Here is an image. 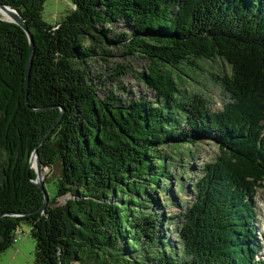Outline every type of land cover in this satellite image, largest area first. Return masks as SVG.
Instances as JSON below:
<instances>
[{
    "label": "trees",
    "instance_id": "trees-1",
    "mask_svg": "<svg viewBox=\"0 0 264 264\" xmlns=\"http://www.w3.org/2000/svg\"><path fill=\"white\" fill-rule=\"evenodd\" d=\"M45 1L0 0L34 43L26 87L27 37L0 17V254L26 222L34 264H264L255 261L254 226L264 187V0H71L53 25L41 17ZM117 23L129 32L114 34ZM112 50L127 65L116 64L115 85L99 98L88 61ZM202 60L229 67L220 111L202 95L184 97L174 77ZM126 73L152 100L120 87ZM35 150L44 168H59L44 179L43 213L29 166ZM198 153L206 161L191 199L170 214L157 194ZM170 222L174 242L165 237Z\"/></svg>",
    "mask_w": 264,
    "mask_h": 264
},
{
    "label": "rangeland",
    "instance_id": "rangeland-1",
    "mask_svg": "<svg viewBox=\"0 0 264 264\" xmlns=\"http://www.w3.org/2000/svg\"><path fill=\"white\" fill-rule=\"evenodd\" d=\"M72 9L71 0H46L43 5V10L41 13V17L44 22L49 25H53L60 21L61 17L65 13H68ZM4 19V18H1ZM116 35L125 32L128 33L129 30L124 27L122 23H117L112 26ZM112 56H95L88 61V72L93 81V83L97 86L98 91L97 95L99 98H104L107 96L108 90L115 85L113 82L109 81L108 76L114 75V69L116 68V64H124L127 65V61H124L121 57V53L117 52V50H112ZM128 63H130L131 70H140L143 67V62L129 59ZM198 70H192L190 68L185 67L184 65L180 66L178 72H174V77L176 79L178 74L184 81L179 84V88L184 97H188L191 94H199L202 95L209 103V109L211 112L220 111L224 104L229 102L228 96L224 90L223 83L219 78L222 77L223 73H229V67L224 64L220 60L215 61H206L202 60L198 62ZM96 75H101L98 79ZM121 81L120 87H124L126 92H132L134 97H138L140 94L146 93L148 96V100H152V94L147 91L144 86L139 85L133 75L131 73H126L125 76H119L117 79ZM205 152L210 151V147L204 144L203 147ZM198 161H190L186 162L183 159V163H187L186 166L177 163V170L173 169L175 173L176 180L171 181V187L165 186L164 193L160 192L157 195L159 196V200L163 201L165 205V209L170 214L181 213L184 208H180L176 206V202L178 199L184 200L187 204L191 199L188 193L192 190L193 179L195 178L197 172L200 171L203 163L206 159L203 158V155L198 153L197 157ZM30 163V160H29ZM32 167L35 166V161L33 158V162L31 163ZM176 165V164H175ZM194 169L186 179L184 177H180L183 181H178L180 173L185 172L186 168ZM190 171V169H189ZM192 171V170H191ZM59 175V168L55 167L52 171L48 168H44L42 170V176L45 178H55ZM49 179V178H48ZM35 180V179H34ZM33 180V181H34ZM170 185V184H169ZM182 185V189L179 190V186ZM51 190V188H50ZM183 190V191H182ZM69 196L62 197L59 199L60 203H64ZM171 197L173 199H171ZM255 210H256V219L254 222L255 226V235L256 240L259 242L260 248L255 257L256 262H264V187L259 188L257 191L255 198ZM153 209H158L154 207ZM176 224L170 222L167 226L168 232L165 237L168 241L174 242L175 235L174 230ZM19 236H17V240L12 246L7 249L5 252L0 254V264H34L35 260V241L30 235V225L26 222H22L19 228Z\"/></svg>",
    "mask_w": 264,
    "mask_h": 264
},
{
    "label": "water",
    "instance_id": "water-1",
    "mask_svg": "<svg viewBox=\"0 0 264 264\" xmlns=\"http://www.w3.org/2000/svg\"><path fill=\"white\" fill-rule=\"evenodd\" d=\"M0 14L4 15L6 17L3 20L10 22V23H13V24L17 25L20 29H22V31L25 33V35L27 37L28 44H29V56H28L27 67H26V72H25V85L27 87L28 81H29L30 67H31V62L33 59V52H34V43H33L32 35L28 30L26 22L23 20V18L20 16V14L15 9L11 8L8 5L2 4L0 2ZM50 108H54V107H50ZM44 110H47V108L39 109L36 111H44ZM63 112H64V109H61V113H60L59 117L57 118L55 123L51 126V128L47 131L45 136L41 139L40 144H42L44 142V140L48 137V135L50 134L52 129L60 121V119L63 115ZM33 158H35V166L34 167H32V164H31V161L33 160ZM29 166H30V168H32L34 170V173H35V180L33 181V183L41 191V193L43 194V199H44L41 208L39 210H37V212L43 213L45 210V206L48 202V196H47L46 190L44 188V177H42V170L44 169V166L42 165V163L39 159V155H38L37 150H35L32 153V155L30 157Z\"/></svg>",
    "mask_w": 264,
    "mask_h": 264
},
{
    "label": "bare ground",
    "instance_id": "bare-ground-1",
    "mask_svg": "<svg viewBox=\"0 0 264 264\" xmlns=\"http://www.w3.org/2000/svg\"><path fill=\"white\" fill-rule=\"evenodd\" d=\"M0 17L1 18H6L4 15L0 14ZM34 161H35V158H34ZM33 162V160L31 161V163ZM43 177V176H42Z\"/></svg>",
    "mask_w": 264,
    "mask_h": 264
}]
</instances>
